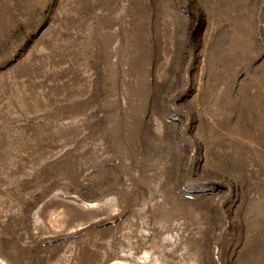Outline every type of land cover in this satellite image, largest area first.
<instances>
[{
    "label": "rangeland",
    "instance_id": "374dc122",
    "mask_svg": "<svg viewBox=\"0 0 264 264\" xmlns=\"http://www.w3.org/2000/svg\"><path fill=\"white\" fill-rule=\"evenodd\" d=\"M0 264H264V0H0Z\"/></svg>",
    "mask_w": 264,
    "mask_h": 264
}]
</instances>
